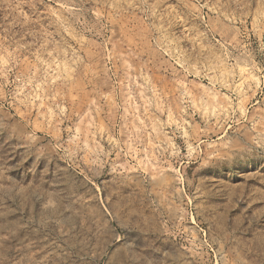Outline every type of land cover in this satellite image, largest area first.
<instances>
[{
    "label": "rangeland",
    "instance_id": "rangeland-1",
    "mask_svg": "<svg viewBox=\"0 0 264 264\" xmlns=\"http://www.w3.org/2000/svg\"><path fill=\"white\" fill-rule=\"evenodd\" d=\"M0 264H264V0H0Z\"/></svg>",
    "mask_w": 264,
    "mask_h": 264
}]
</instances>
